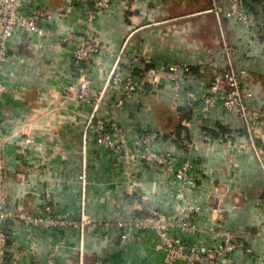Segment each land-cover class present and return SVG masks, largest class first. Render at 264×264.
<instances>
[{
    "label": "crops",
    "instance_id": "1",
    "mask_svg": "<svg viewBox=\"0 0 264 264\" xmlns=\"http://www.w3.org/2000/svg\"><path fill=\"white\" fill-rule=\"evenodd\" d=\"M214 2L226 4L165 0L156 7L153 0H111L105 13L89 23L83 0H26L28 7L44 11L48 32L17 28L0 65L5 86L0 97V183L14 212L47 205L76 219L83 196L90 222L83 235L77 229L63 232L55 264H95L97 257L113 264H161L157 239L140 233L123 240L117 220L150 209L173 214L179 202L171 176L156 167L138 161L126 168L90 145L84 155L88 107L80 108L70 90L76 82L72 51L84 32L102 47L88 63L95 88L117 56L123 74L140 82L121 107H113L121 93L109 91L101 113L126 126L128 140L154 130L155 149L193 163L194 186L186 198L198 208L189 214L196 230L176 234L190 246L211 248L220 224L241 246L230 258L212 257L202 264H264V173L243 121L221 106L201 119L182 116L180 105L171 100L165 70L170 61L187 64L194 87L229 65L246 71L253 88L248 106L260 115L252 135L264 150V33L256 36L240 23L216 16L209 11ZM259 3L254 7L263 11ZM222 41L236 49L225 52ZM148 69L154 70V79H141ZM8 225L10 264H44L52 230L26 227L21 220Z\"/></svg>",
    "mask_w": 264,
    "mask_h": 264
},
{
    "label": "built area",
    "instance_id": "2",
    "mask_svg": "<svg viewBox=\"0 0 264 264\" xmlns=\"http://www.w3.org/2000/svg\"><path fill=\"white\" fill-rule=\"evenodd\" d=\"M73 0H66L70 2ZM85 4V17L90 22L96 21L108 9L111 0H83ZM155 6H162L165 0H153ZM225 6L213 3L209 11L216 16H224L234 22L240 23L256 36L264 33V10L259 8L260 15H256L246 6L245 0H225ZM264 5V0H262ZM45 13L36 7H28L26 0H0V65L7 57L9 38L19 27L42 35L48 32L43 25ZM89 33V32H88ZM87 32L77 37L76 47L72 51L71 71L76 82L70 90L75 92L78 106L88 107V113L82 133V151L85 155L88 145L95 151L108 155L115 163L132 166L143 161L164 174H169L176 184L175 198L179 201L173 214H165L150 209L145 214H132L127 219H118L119 235L124 239L140 233L151 234L157 239L161 249V264H202L212 257H232L241 246L236 235L222 225H217V236L211 248L193 247L185 243L176 232L191 233L196 230L195 224L190 220L189 214L197 212L198 208L187 198V190L194 186L190 176L193 163L189 159L177 158L171 151L154 148L157 132L154 130L143 132L136 139L127 138L128 128L112 117L101 113L104 97L109 91H118L121 95H114L113 107H121L125 99L130 98L140 87V82L132 75H124L117 56L107 71L103 73V84L95 88L91 83L88 63L91 58L102 50L97 40ZM222 48L227 51L236 49L232 44L222 41ZM169 74L171 100L178 105L188 106L193 115L199 119L208 117L216 106L239 117L248 134V140L254 150L264 173V150L257 147L252 133L259 121L260 115L248 106V100L253 95L251 82L244 70L229 67L218 70L207 81L197 86H190L192 73L185 63L170 61L165 64ZM154 79V70L141 72V79ZM5 86L0 82V97ZM112 96V95H108ZM85 166V158H84ZM85 170H82V181ZM132 188L128 189L131 193ZM8 191L4 183H0V264H10L8 254V239L10 238L8 221H22L24 226H34L51 229L53 243L44 264H55L57 250L63 232L67 229H77L80 235L85 231V225L90 222L85 212V203L82 196L80 215L76 219L69 218L66 212L43 208L29 212L25 210L11 211L8 202ZM263 230V229H262ZM95 264H113L112 261L97 257Z\"/></svg>",
    "mask_w": 264,
    "mask_h": 264
},
{
    "label": "trees",
    "instance_id": "3",
    "mask_svg": "<svg viewBox=\"0 0 264 264\" xmlns=\"http://www.w3.org/2000/svg\"><path fill=\"white\" fill-rule=\"evenodd\" d=\"M245 1H246V6L250 10H252V12H254L256 15H260V12L261 11L258 10V8H255L254 6H256V4H258L259 2L261 3L262 0H245ZM253 3H255V5H253ZM190 72L192 73V69L191 68H190ZM179 109L183 111L182 112V116H185V115L189 116L190 113L193 114V112L191 111V109L188 106H186V105H180ZM137 214H143V213L137 212Z\"/></svg>",
    "mask_w": 264,
    "mask_h": 264
}]
</instances>
